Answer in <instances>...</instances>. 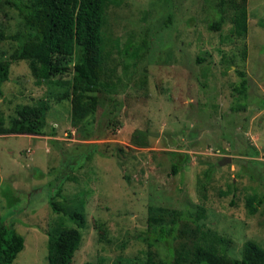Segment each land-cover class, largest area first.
Instances as JSON below:
<instances>
[{
    "label": "rangeland",
    "instance_id": "1",
    "mask_svg": "<svg viewBox=\"0 0 264 264\" xmlns=\"http://www.w3.org/2000/svg\"><path fill=\"white\" fill-rule=\"evenodd\" d=\"M239 3L110 4L102 78L113 85L111 92L93 93L98 105L82 123L91 126L90 135L71 123L70 96H63L75 55L54 56L69 70L42 83L35 82L27 60L11 61L0 98L2 125L20 104H48L43 135L0 133V186L8 181L19 199L7 206L0 190V217L24 237L12 264H46L47 232L60 218L82 236L71 264H149L151 254L167 264L170 249L189 248L199 235L184 213L198 206L205 209L203 229L228 238L230 257L240 258L249 239L264 246V202L255 214L244 204L246 196L264 194L259 168L245 154L255 147L264 169V0L245 1L244 35L232 32ZM219 16L220 28L211 29ZM18 29L17 10L0 0V31ZM15 45L0 41L1 58L10 59ZM239 72L248 80L244 100L233 90ZM241 101L246 107L234 109ZM138 130L147 141L143 147L131 142ZM198 181L206 182L204 191ZM50 198L63 211H82L83 223L54 211Z\"/></svg>",
    "mask_w": 264,
    "mask_h": 264
},
{
    "label": "trees",
    "instance_id": "2",
    "mask_svg": "<svg viewBox=\"0 0 264 264\" xmlns=\"http://www.w3.org/2000/svg\"><path fill=\"white\" fill-rule=\"evenodd\" d=\"M118 0H34L28 4L22 0H9L17 10L20 17V29L12 34L0 31V41L11 39L15 42V48L10 54V59H2L0 56V98L3 97L2 84L8 80L11 61L25 59L36 83L50 81V76L69 70L67 66L54 60L56 57L76 56L72 66V79L67 81L69 91L63 96H70V119L80 131L90 135V125L82 123L92 118L98 105V97L94 95L97 90L111 92L113 85L102 78L105 37L103 26L105 23L106 8L115 4ZM246 0H240L235 7L234 28L236 35H244L247 31ZM221 17L211 23V29H219ZM264 26V22H261ZM240 80L233 86L240 100L246 98L247 78L243 72H239ZM114 104V110L116 108ZM243 101L234 104L233 108L239 110L245 108ZM48 104L45 99H38L32 104H20L16 107L15 116L9 120L7 126L2 125L0 118V133L4 134H32L43 135V125L46 118ZM109 112V111H108ZM113 112V111H112ZM87 119V120H88ZM111 124L112 118H109ZM55 132H50L54 135ZM131 142L139 147L147 144L142 131H134ZM251 157V164L258 169V181L261 185L264 174L263 168L255 159L258 150L251 147L245 153ZM254 162V163H253ZM62 166H67L62 163ZM261 168V169H260ZM66 171V169H64ZM179 170L178 164L172 166V172ZM199 191L205 190V183L200 182ZM2 195L7 200V206L19 204V199L13 195V189L8 181L0 186ZM59 190V188H58ZM57 190V194H59ZM225 194V191H222ZM205 195L202 194V198ZM264 202V194L256 193L246 196L245 207L249 214H255ZM49 204L56 212L63 211L56 202L50 198ZM205 209L198 206L197 209L186 210L184 213L192 220L196 232L199 233L189 248L180 245L170 249L171 260L167 264H264V246L254 240H246L242 246L240 258L230 257L226 252L228 238L210 229H203L201 219L206 217ZM68 219L80 224L84 221L82 211H63ZM81 232L76 227L66 224L64 218H60L47 232V262L46 264H71L75 252L80 247ZM150 245V244H149ZM24 248V237L16 231L13 223L5 217H0V264H12L19 252ZM83 264H93L86 261ZM149 264H163L162 261H154L152 254Z\"/></svg>",
    "mask_w": 264,
    "mask_h": 264
}]
</instances>
